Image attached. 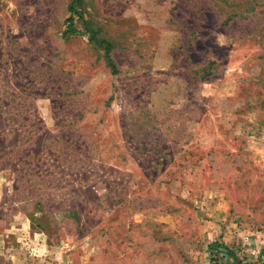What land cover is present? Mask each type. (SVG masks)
<instances>
[{
  "label": "rangeland",
  "instance_id": "374dc122",
  "mask_svg": "<svg viewBox=\"0 0 264 264\" xmlns=\"http://www.w3.org/2000/svg\"><path fill=\"white\" fill-rule=\"evenodd\" d=\"M0 264H264V0H0Z\"/></svg>",
  "mask_w": 264,
  "mask_h": 264
},
{
  "label": "trees",
  "instance_id": "16d2710c",
  "mask_svg": "<svg viewBox=\"0 0 264 264\" xmlns=\"http://www.w3.org/2000/svg\"><path fill=\"white\" fill-rule=\"evenodd\" d=\"M73 6H74V4H71L69 9H70V12H72L74 14V13H76V11L74 10ZM87 31H90V30H87ZM75 33L76 32H75L74 26L72 24V18H68V26H67V30L65 31V35H71V34H75ZM98 43L100 45H104L105 50H106L107 53L110 51L111 46H110L109 43H107V42H105L103 40L98 41ZM111 68H112L113 73H116V69H115V67L113 65H111ZM224 248H225V246H224ZM224 248L223 247H219V245L216 243V245H215V250H216L215 256H216L217 260H221L224 257V253H225L224 252V250H225Z\"/></svg>",
  "mask_w": 264,
  "mask_h": 264
},
{
  "label": "built area",
  "instance_id": "2783aa9c",
  "mask_svg": "<svg viewBox=\"0 0 264 264\" xmlns=\"http://www.w3.org/2000/svg\"><path fill=\"white\" fill-rule=\"evenodd\" d=\"M249 237L248 236H243L242 237V243L243 244H247L248 242H249ZM250 254L252 255V256H258L259 254H260V250H258V249H251L250 250Z\"/></svg>",
  "mask_w": 264,
  "mask_h": 264
}]
</instances>
